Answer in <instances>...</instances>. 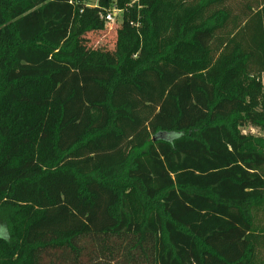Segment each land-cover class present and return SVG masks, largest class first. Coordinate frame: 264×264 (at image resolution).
I'll list each match as a JSON object with an SVG mask.
<instances>
[{"label":"trees","instance_id":"16d2710c","mask_svg":"<svg viewBox=\"0 0 264 264\" xmlns=\"http://www.w3.org/2000/svg\"><path fill=\"white\" fill-rule=\"evenodd\" d=\"M89 2L0 0V264H264V0Z\"/></svg>","mask_w":264,"mask_h":264},{"label":"rangeland","instance_id":"374dc122","mask_svg":"<svg viewBox=\"0 0 264 264\" xmlns=\"http://www.w3.org/2000/svg\"><path fill=\"white\" fill-rule=\"evenodd\" d=\"M89 3L93 4L94 0H90ZM114 10H116V9H114L113 7H111V9H109V11H112V12H114ZM116 21L118 23V26H120L121 21H122V14L120 12H117ZM118 26H115V27H118ZM114 40L115 39H114L112 33L109 36H106V34L94 33V34L88 36V46L87 47L89 48V47L95 46V47H97L98 50L113 53V51H114ZM261 80H262V83L264 86V75H262ZM243 130H245L246 134H252L254 136L264 137V134L260 130L253 129V128H244Z\"/></svg>","mask_w":264,"mask_h":264},{"label":"built area","instance_id":"2783aa9c","mask_svg":"<svg viewBox=\"0 0 264 264\" xmlns=\"http://www.w3.org/2000/svg\"><path fill=\"white\" fill-rule=\"evenodd\" d=\"M100 0H94V3L91 4V6L96 7L98 5ZM117 12H120L119 10H114V12L112 11H107V13L102 17V19L105 21V29L111 30L113 28H118V23L116 21L117 18ZM118 26V27H115ZM244 134L245 130L242 131Z\"/></svg>","mask_w":264,"mask_h":264}]
</instances>
